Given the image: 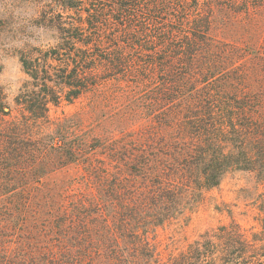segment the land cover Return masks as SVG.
Segmentation results:
<instances>
[{"label": "trees", "instance_id": "trees-1", "mask_svg": "<svg viewBox=\"0 0 264 264\" xmlns=\"http://www.w3.org/2000/svg\"><path fill=\"white\" fill-rule=\"evenodd\" d=\"M66 8L77 24L21 55L15 107L0 95V264H264V199L261 232L223 226L179 253L160 239L228 173L264 181V0ZM248 61L263 73L252 96ZM84 99L91 128L50 117Z\"/></svg>", "mask_w": 264, "mask_h": 264}, {"label": "rangeland", "instance_id": "rangeland-1", "mask_svg": "<svg viewBox=\"0 0 264 264\" xmlns=\"http://www.w3.org/2000/svg\"><path fill=\"white\" fill-rule=\"evenodd\" d=\"M69 0H0V95L6 104L15 107V97L28 80L20 57L54 47L64 37L63 29L77 24L79 15L66 8ZM264 35V18L255 22ZM248 61L242 69V87L251 96L262 81V72L251 69ZM88 100L51 106L50 117L63 118L83 114L88 127L99 121V112L86 108ZM102 109V113L105 112ZM15 113V112H14ZM264 199V181L254 173L232 171L219 187L205 193L201 206L188 225L179 224L160 232L161 249L179 253L190 244L212 236L218 229L237 225L249 235L262 230L260 204Z\"/></svg>", "mask_w": 264, "mask_h": 264}]
</instances>
